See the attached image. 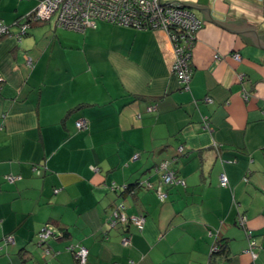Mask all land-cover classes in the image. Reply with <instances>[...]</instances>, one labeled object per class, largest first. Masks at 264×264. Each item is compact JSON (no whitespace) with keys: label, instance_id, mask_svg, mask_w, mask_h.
Returning a JSON list of instances; mask_svg holds the SVG:
<instances>
[{"label":"crops","instance_id":"0c3cea01","mask_svg":"<svg viewBox=\"0 0 264 264\" xmlns=\"http://www.w3.org/2000/svg\"><path fill=\"white\" fill-rule=\"evenodd\" d=\"M171 1L264 43V0ZM37 4L0 0V264H80L70 245L87 249L84 264H264V49L192 8L203 24L185 88L161 30L98 21L79 33L51 17L17 39ZM162 160L184 181L163 185L164 201L135 186L160 183ZM118 204L144 216L141 231L108 226ZM46 224L57 235L40 245Z\"/></svg>","mask_w":264,"mask_h":264},{"label":"built area","instance_id":"2783aa9c","mask_svg":"<svg viewBox=\"0 0 264 264\" xmlns=\"http://www.w3.org/2000/svg\"><path fill=\"white\" fill-rule=\"evenodd\" d=\"M51 17L55 18L57 27L79 33L84 32L87 28H94L98 21L137 30L164 31L172 48L171 73L177 77L182 86L187 88L192 71L190 58L195 42V33L203 24V21L193 10L171 0H38L37 6L31 12L15 21L18 32L14 36L20 39L32 22L46 21ZM3 35H10V26L0 19V36ZM217 58L216 55L215 59ZM233 58L238 60L239 55L234 53ZM27 64L31 65L29 59H27ZM148 109H152V107ZM203 125L208 128L207 121H204ZM76 126L78 129L85 128L86 122L79 120ZM137 158L138 154H135L132 159ZM156 170L161 172L160 183L155 186L145 180L139 182L138 186L153 189L158 199L164 201L167 198V192L163 189V185L184 184V181L170 168L168 160H162ZM6 178L10 181L14 179L11 175ZM219 180L221 186L228 185L225 174H221ZM126 188L127 186L122 189L126 190ZM237 221L240 226L244 227L246 218L240 215ZM107 223L110 228H115L120 224H132L138 231H141L145 224V218L143 215L128 216L124 205L118 204L113 207ZM56 235L54 227L46 224L37 233L38 243L44 244L50 237ZM5 242L14 244V237L6 236ZM121 245L124 247L130 245V235L122 237ZM255 247V241L249 236L246 252L250 253L252 258L256 257ZM67 249L75 254L80 264L85 263L87 249L84 246L70 245ZM210 251V253L218 251L217 245L213 244Z\"/></svg>","mask_w":264,"mask_h":264},{"label":"water","instance_id":"95a60500","mask_svg":"<svg viewBox=\"0 0 264 264\" xmlns=\"http://www.w3.org/2000/svg\"><path fill=\"white\" fill-rule=\"evenodd\" d=\"M180 5L185 7V8H189V9L194 8V9L200 10L215 25H217V26H219V27L231 32V33H237L245 44L256 46V47L264 49V43L256 37V29L255 28H253L249 25L235 26V25H230V24L215 21L209 16L208 8L206 6H203V5H195V4H191V3H184V4H180Z\"/></svg>","mask_w":264,"mask_h":264},{"label":"trees","instance_id":"16d2710c","mask_svg":"<svg viewBox=\"0 0 264 264\" xmlns=\"http://www.w3.org/2000/svg\"><path fill=\"white\" fill-rule=\"evenodd\" d=\"M20 18H21V17H20ZM20 18H19V19H20ZM138 183H139V182H137V183L135 184V186L140 187V186H138ZM126 190H130V186H127ZM237 224L239 225L238 221H237ZM239 226H240V225H239ZM216 245H217V247H218V251H220V250H221V248H220V242L217 241V242H216ZM218 251H217V252H218Z\"/></svg>","mask_w":264,"mask_h":264},{"label":"rangeland","instance_id":"374dc122","mask_svg":"<svg viewBox=\"0 0 264 264\" xmlns=\"http://www.w3.org/2000/svg\"><path fill=\"white\" fill-rule=\"evenodd\" d=\"M66 30V29H65ZM37 171V170H36ZM38 172V171H37ZM47 243V241L44 243V244H46Z\"/></svg>","mask_w":264,"mask_h":264}]
</instances>
